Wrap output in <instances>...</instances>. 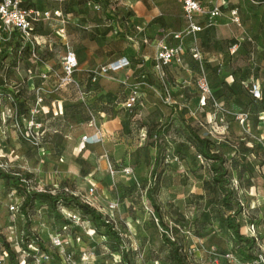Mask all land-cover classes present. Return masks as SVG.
Returning a JSON list of instances; mask_svg holds the SVG:
<instances>
[{
  "label": "rangeland",
  "instance_id": "1",
  "mask_svg": "<svg viewBox=\"0 0 264 264\" xmlns=\"http://www.w3.org/2000/svg\"><path fill=\"white\" fill-rule=\"evenodd\" d=\"M263 2L240 0L223 10L230 18L219 37L230 54L222 65H201L187 53L161 75L142 54L151 42L139 30L127 32L124 15L136 13L123 3L23 0L49 16L34 37L16 33L0 54V171L20 178L15 186L0 176V234L19 264H64L62 255L75 264H171L164 234L187 264H232L225 254L239 257L242 247L243 260L264 259V94L251 99L246 86L252 78L264 83ZM67 46L77 53L82 91L59 85ZM123 56L129 66L91 81V69ZM203 70L213 95L204 105L197 81ZM133 90L139 96L129 110L123 103ZM115 117L121 122L111 133L107 120ZM192 129L226 157L229 205L211 184L210 162L199 155ZM97 130L98 142H82ZM29 190L59 192L69 201L53 209L34 198L25 216L19 207ZM78 203L95 207L101 221ZM229 214L242 234L254 233L253 246L235 239L223 223ZM44 226L48 240L40 235ZM0 264H11L2 244Z\"/></svg>",
  "mask_w": 264,
  "mask_h": 264
},
{
  "label": "built area",
  "instance_id": "2",
  "mask_svg": "<svg viewBox=\"0 0 264 264\" xmlns=\"http://www.w3.org/2000/svg\"><path fill=\"white\" fill-rule=\"evenodd\" d=\"M119 3L124 0H114ZM182 3L184 16L187 20V26L184 31L175 33L174 37L177 39H182L185 34H190L202 29L200 25L195 22V16L197 13L206 14L209 16L210 22L219 16L222 13V7L219 4L213 5L212 8H209L208 3L199 1V0H180ZM264 3V2H263ZM49 16L47 12H44L33 6H24L23 0H0V52L2 45L5 41H7L14 31L20 33V35L26 37L27 39L30 36H33V28L35 23L39 22L42 19H45ZM137 30H140L141 27L139 25L136 26ZM61 35V33L59 32ZM192 57L195 58L200 63L203 62L202 53L197 46H192L189 49ZM186 52V48L183 43L172 46L167 44L165 41H162L158 45L156 58L158 60V67L160 65H167L171 63L182 64L183 56ZM130 61L127 57H122L118 60L111 61L109 63L103 64L95 69H91L92 81L96 82L98 78L102 75L109 73L110 71H116L120 68L129 66ZM202 65V64H201ZM79 69V59L77 53L70 46H67L66 53L62 59V70L61 75L59 76V85L67 86L72 85L78 91H82L83 87L81 86L80 81L76 78L75 73ZM42 77L47 80L49 75L44 72ZM197 81L199 87L202 92V105L206 103L207 98H212V90L210 89L208 83L207 73L203 70L201 74L197 77ZM250 95L254 98H259L262 94L261 83L257 81H252L250 83V87L248 89ZM85 95V92H83ZM138 92L133 90L129 93L126 100L123 103V106L126 109L132 110L136 107L138 101ZM102 132L97 130L95 133L90 135H84L82 138V142L84 144H94L98 142L102 137ZM251 236H255L252 233ZM38 251V249H30ZM34 251V252H35ZM217 255V253H215ZM2 257V256H1ZM225 257H228V260L232 264H263V257L261 255H257L248 260H243L238 256L234 255V253H226ZM3 258V257H2ZM48 258V257H47ZM64 264H75L70 256H61ZM45 260L40 259L39 263L30 261L27 264H44Z\"/></svg>",
  "mask_w": 264,
  "mask_h": 264
},
{
  "label": "crops",
  "instance_id": "3",
  "mask_svg": "<svg viewBox=\"0 0 264 264\" xmlns=\"http://www.w3.org/2000/svg\"><path fill=\"white\" fill-rule=\"evenodd\" d=\"M199 1L205 2L206 4L208 3V0ZM239 1L240 0H210V2L213 4H207V6L212 8L213 5L217 3L222 7V13L215 17L212 22H210L208 15L197 13L195 16V22L200 25L202 29L190 34H185L182 39H177L174 37L175 33L184 31L187 26V20L184 16L183 7L180 0H124L121 3H123L127 9H133L136 13L129 14L130 11H127V14L124 15V26L126 27L127 32L130 33L132 28L136 29V26L139 25L141 27L139 31L143 33V42L150 41L153 43L152 45L149 43L143 48L142 54L146 62L149 63L153 61L154 63L157 62L156 64H158V60L156 58L158 45L162 41H165L167 44L172 46H177L183 43L184 47L186 48L185 54L188 53L186 58L190 60L194 59L191 57L192 54L190 53L189 49L192 46H197L203 57V62L200 63L198 61L199 64L203 65V63H206L207 65L214 66L222 65L224 55L230 54L224 50V43L222 44L223 41H221L222 39L219 37L220 30L223 26L228 24V18H230L223 10L232 7V5L238 3ZM121 16L122 15H119V17ZM115 24L116 27L118 22ZM127 58L129 59V57ZM159 68L161 75H164L165 69L169 68V64L160 65ZM178 80H180V78ZM257 80L262 83L260 79L253 78L251 79V82ZM120 122V119L116 117L107 120V129L109 132L113 133L117 131Z\"/></svg>",
  "mask_w": 264,
  "mask_h": 264
},
{
  "label": "trees",
  "instance_id": "4",
  "mask_svg": "<svg viewBox=\"0 0 264 264\" xmlns=\"http://www.w3.org/2000/svg\"><path fill=\"white\" fill-rule=\"evenodd\" d=\"M125 17V16H124ZM118 22V19H115V23ZM38 23V22H37ZM34 25L33 31L35 29L36 24ZM114 23V26L116 25ZM117 27V26H116ZM19 32L14 31L11 35V37L7 40V42H9L13 35ZM6 41L3 43L2 48L5 46ZM16 44V43H15ZM2 48H1V52L2 53ZM77 78V77H76ZM92 78V76H91ZM78 79V78H77ZM81 83V86L83 87V89L85 88V86L82 84V81L80 79H78ZM92 81V79H91ZM68 87L73 88V90L77 89L75 87H73L72 85H67ZM250 87V84L248 85V89ZM261 87H262V94L259 98H254L252 95H250V93L248 92V95L250 96L251 99L257 100V99H261L263 94H264V83H261ZM89 104V102H88ZM192 133V138L194 141V144L196 146V148L199 151V155H201L204 159L208 160L209 166H210V170H211V174H212V178H211V184L216 186V189L221 193L222 195V201L224 204L229 205L230 204V196L232 194V189L227 185L230 182V172H229V167L226 165V157L220 153L218 150H214L212 149V141L207 138V137H203L201 134H199L198 132H196L194 129H192L191 131ZM157 163L155 164L156 167ZM153 175V173H152ZM0 176L5 177L8 181L10 178L13 179V184L15 186L19 185V180L20 178L18 177V175H13L10 173H4L2 171H0ZM148 194L149 196H151V192H152V185L148 188ZM34 198L36 199H40V200H46L47 202H49L50 206L53 209H57V204L58 202L62 205L68 203L69 198L65 197L62 193H48L46 191H26L21 204H20V211L22 214H24L25 216H29V210L33 207L34 204ZM78 206L81 207V209L87 213L91 219L94 222H100L102 219V216L97 212L96 208L91 206L89 203H78ZM242 209L241 204H238V207L235 210V213H239ZM159 214V222L163 227L167 228V225L164 223L163 218L161 216V214L159 212H157ZM223 223L227 226V228H229L235 239L237 241H244L245 244L249 247L253 246L255 244V237H248L245 236L244 234L241 233L240 231V224L236 221H234V216L229 214L227 215L224 219H223ZM105 226V229L108 232H111L113 234H116V231L114 229V227L110 224V222H105L103 223ZM25 232H27V234L29 233V229L28 227L25 229ZM165 241L169 244L170 246V253H169V257H170V262L171 264H187L186 262V258L185 255H183L180 246H178V244L175 241H172L169 237H167L166 234L163 235ZM38 239V238H37ZM120 239V238H118ZM50 241H44V245ZM0 244L3 245L4 249H5V253L7 254V256L9 257V261L11 262V264H19V257L18 255L14 252V250L12 249L10 243L5 239L4 235L0 234ZM39 246V245H38ZM40 248H42V246H39ZM233 251L237 252V248H234ZM240 251L243 253H241L242 255H239V257L241 259H245L244 258V253H245V248L242 247L240 248ZM34 252V251H32ZM61 257V256H60Z\"/></svg>",
  "mask_w": 264,
  "mask_h": 264
},
{
  "label": "bare ground",
  "instance_id": "5",
  "mask_svg": "<svg viewBox=\"0 0 264 264\" xmlns=\"http://www.w3.org/2000/svg\"><path fill=\"white\" fill-rule=\"evenodd\" d=\"M40 235L42 236V238L48 240L49 236H50V233H49V230H48V227L44 226L40 232Z\"/></svg>",
  "mask_w": 264,
  "mask_h": 264
}]
</instances>
